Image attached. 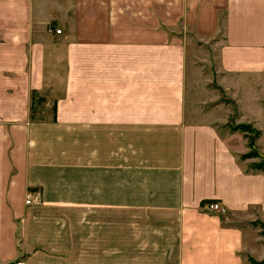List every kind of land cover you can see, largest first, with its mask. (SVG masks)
Returning <instances> with one entry per match:
<instances>
[{"label": "crops", "instance_id": "0c3cea01", "mask_svg": "<svg viewBox=\"0 0 264 264\" xmlns=\"http://www.w3.org/2000/svg\"><path fill=\"white\" fill-rule=\"evenodd\" d=\"M234 114L264 152V0H0V264H264Z\"/></svg>", "mask_w": 264, "mask_h": 264}, {"label": "rangeland", "instance_id": "374dc122", "mask_svg": "<svg viewBox=\"0 0 264 264\" xmlns=\"http://www.w3.org/2000/svg\"><path fill=\"white\" fill-rule=\"evenodd\" d=\"M220 95V97H221V94H219ZM221 100V99H220ZM43 99H37V98H35L34 99V101H33V105H32V107H31V111L34 113V117L33 118H37L36 117V114H38L37 116H38V119H40L41 118V116H40V114H39V112L40 111H38L40 108H42L43 106H42V104H43ZM223 101V100H222ZM52 107H53V104H49V106H47V110H48V112H51V109H52ZM244 110L245 111H247V114H248V116H250L251 117V115L249 114V112H252L253 111V109H250V108H247L246 106H245V108H244ZM249 110V111H248ZM234 117H232L231 118V122H229V126H230V129L231 130H233V131H236L237 132V140H238V142H245L244 143V146H246V143L248 144V142H249V138L252 136V135H250L248 132H246V131H244L243 129H238V128H236V127H238V126H240V125H234L235 124V122H237L238 121V118H236V115L234 114L233 115ZM236 118V119H235ZM261 126H262V131H263V135H264V118H262V120H261ZM257 145L256 146H263L264 147V136H262L261 137V140L260 141H258V143H256ZM255 147V146H254ZM255 149H256V147H255ZM264 149V148H263ZM256 152H257V149H256ZM258 153V152H257ZM260 156L259 157H255L254 155H252L253 157H252V159L251 160H249V161H251V162H253V164H254V166L253 167H256V169H261V168H263L264 167V152H262L261 154H259ZM242 159V158H241ZM264 238V237H263ZM243 255H244V257H246L247 256V252H244L243 253ZM251 259V258H250ZM251 262V264H258L259 262H257V261H255V260H253V259H251L250 260Z\"/></svg>", "mask_w": 264, "mask_h": 264}, {"label": "trees", "instance_id": "16d2710c", "mask_svg": "<svg viewBox=\"0 0 264 264\" xmlns=\"http://www.w3.org/2000/svg\"><path fill=\"white\" fill-rule=\"evenodd\" d=\"M37 96H38V95H37L35 92H33V93H32V98H31V99H32L33 101H34L35 98L39 99ZM236 128H238V129H243L244 131H246V132H248L250 135H252V136L249 138V142H248V146H249L250 152L247 153V154L244 156V158H252V157H253L252 155H254L255 157H259L260 155L256 152V149H255V147H254V141H255V139L258 138V133H257L255 130L251 129L249 126H245V125H240V126H238V127H236ZM261 235L264 237V228H263V230H262V232H261ZM249 260H251V259H249ZM250 262H251V261H250ZM255 264H256V263H255ZM258 264H263V263L259 262Z\"/></svg>", "mask_w": 264, "mask_h": 264}, {"label": "built area", "instance_id": "2783aa9c", "mask_svg": "<svg viewBox=\"0 0 264 264\" xmlns=\"http://www.w3.org/2000/svg\"><path fill=\"white\" fill-rule=\"evenodd\" d=\"M60 31H56V34H59ZM27 198L25 200V204H30L31 200L35 201L36 200V195H32V194H28ZM204 209H206L209 212H214L217 214H224L225 213V209L222 208L219 204L217 203H208L204 205ZM13 264H24L23 261H16Z\"/></svg>", "mask_w": 264, "mask_h": 264}]
</instances>
